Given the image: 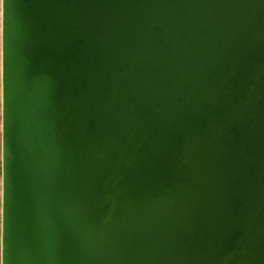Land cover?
Wrapping results in <instances>:
<instances>
[{
  "label": "water",
  "instance_id": "1",
  "mask_svg": "<svg viewBox=\"0 0 264 264\" xmlns=\"http://www.w3.org/2000/svg\"><path fill=\"white\" fill-rule=\"evenodd\" d=\"M3 264H264V0H2Z\"/></svg>",
  "mask_w": 264,
  "mask_h": 264
},
{
  "label": "snow or ice",
  "instance_id": "2",
  "mask_svg": "<svg viewBox=\"0 0 264 264\" xmlns=\"http://www.w3.org/2000/svg\"><path fill=\"white\" fill-rule=\"evenodd\" d=\"M0 105H3V91L0 89ZM3 175H0V264H3Z\"/></svg>",
  "mask_w": 264,
  "mask_h": 264
},
{
  "label": "bare ground",
  "instance_id": "3",
  "mask_svg": "<svg viewBox=\"0 0 264 264\" xmlns=\"http://www.w3.org/2000/svg\"><path fill=\"white\" fill-rule=\"evenodd\" d=\"M1 28H2V0H0V31H1ZM0 36H1V33H0ZM0 89H1V54H0ZM0 174H1V171H0Z\"/></svg>",
  "mask_w": 264,
  "mask_h": 264
},
{
  "label": "rangeland",
  "instance_id": "4",
  "mask_svg": "<svg viewBox=\"0 0 264 264\" xmlns=\"http://www.w3.org/2000/svg\"><path fill=\"white\" fill-rule=\"evenodd\" d=\"M0 54H1V39H0ZM0 108H1V105H0ZM1 151H2V147H1V114H0V171H1Z\"/></svg>",
  "mask_w": 264,
  "mask_h": 264
}]
</instances>
